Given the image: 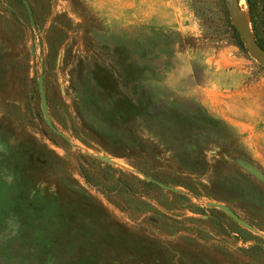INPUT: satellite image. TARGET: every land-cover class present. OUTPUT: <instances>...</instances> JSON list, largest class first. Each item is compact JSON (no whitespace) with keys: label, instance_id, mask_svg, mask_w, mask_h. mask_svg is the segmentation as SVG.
Returning a JSON list of instances; mask_svg holds the SVG:
<instances>
[{"label":"rangeland","instance_id":"374dc122","mask_svg":"<svg viewBox=\"0 0 264 264\" xmlns=\"http://www.w3.org/2000/svg\"><path fill=\"white\" fill-rule=\"evenodd\" d=\"M0 264H264V64L229 0H0Z\"/></svg>","mask_w":264,"mask_h":264},{"label":"water","instance_id":"95a60500","mask_svg":"<svg viewBox=\"0 0 264 264\" xmlns=\"http://www.w3.org/2000/svg\"><path fill=\"white\" fill-rule=\"evenodd\" d=\"M229 8H230V12H231L232 18L234 20V26H235L237 32L239 33L241 39L244 41L245 45L247 46L250 54L254 58H256L257 60H259L260 62H262L264 64V51L261 50V48L257 45V43L255 41V38H254V35H253V39H251V37L249 36V34L247 32V29L245 28V26L241 22H239V20L237 18L236 0H229ZM255 45L257 46L259 51L263 53V56L260 55L257 52V50L255 49ZM39 90H40V93H41V98H42L43 107H44V113H45V117L47 119V122H48L50 128L52 130L56 131V128L52 124V122L50 120V117H49V113H48V109H47V105H46L47 99H46V94H45V91H44V86H43L42 80L39 81ZM209 205L224 211L226 214H228L238 224H240L242 226H245V227H249V225L246 222H244L228 206H225L223 204L216 203V202H210Z\"/></svg>","mask_w":264,"mask_h":264},{"label":"trees","instance_id":"16d2710c","mask_svg":"<svg viewBox=\"0 0 264 264\" xmlns=\"http://www.w3.org/2000/svg\"><path fill=\"white\" fill-rule=\"evenodd\" d=\"M248 3L252 32L257 45L261 48V50L264 51V0H248ZM83 174L85 175V179L92 184L93 182L87 176L86 170L84 168ZM102 192L106 193L105 190H102ZM254 248H256V246H249L248 248H243L242 250L245 253L251 255V250H253Z\"/></svg>","mask_w":264,"mask_h":264},{"label":"bare ground","instance_id":"6f19581e","mask_svg":"<svg viewBox=\"0 0 264 264\" xmlns=\"http://www.w3.org/2000/svg\"><path fill=\"white\" fill-rule=\"evenodd\" d=\"M239 3H240V5L244 6V8H242L243 10L241 12H239V13H238V10H237V18H238L239 22H241L245 26L249 36L252 39L253 36H252V32H251L248 1L247 0H239ZM255 49L257 50V52L260 55L263 56V53L259 51V49L257 48L256 45H255Z\"/></svg>","mask_w":264,"mask_h":264}]
</instances>
